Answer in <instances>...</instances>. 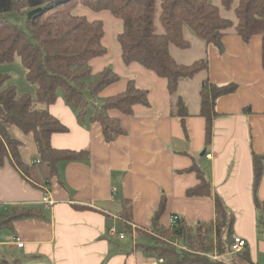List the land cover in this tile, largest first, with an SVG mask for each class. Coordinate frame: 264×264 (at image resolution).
I'll use <instances>...</instances> for the list:
<instances>
[{
	"label": "crops",
	"instance_id": "crops-1",
	"mask_svg": "<svg viewBox=\"0 0 264 264\" xmlns=\"http://www.w3.org/2000/svg\"><path fill=\"white\" fill-rule=\"evenodd\" d=\"M253 26L249 43L236 35L223 39L222 50L204 42L211 83L239 86L236 93L217 101L219 116L208 148L200 110L188 112L187 134L179 115L149 112L153 103L135 107L129 117L114 112L112 116L121 117L127 134L106 143L100 126L88 121L81 124L74 109L58 95L48 110L68 130L53 135L52 146L89 151L91 160L60 163L59 177L45 189L27 182L9 162L0 168V217L14 207L42 211L41 218L18 220L12 228L0 230V264H157L135 247L140 238L136 229L132 228L129 250L117 243L127 240L120 217L124 200L133 205L132 225L136 228H149L163 196L167 203L161 223L166 227H171L175 215L188 224L214 221L212 200L186 197L188 188L198 184L195 173H183L194 160L214 193L235 214V236L246 240L255 264H264V235H257L259 211L252 197L251 154H264V18H257ZM129 79L140 87L136 79L121 77L102 97L124 92ZM160 86L162 92L167 90L166 84ZM9 133L22 143L21 160L28 165L38 162L33 134L26 135L16 126ZM257 196L264 201V174ZM47 197L53 206H44ZM75 205L87 208L77 210ZM111 227L125 238H110ZM19 242L22 247L17 246Z\"/></svg>",
	"mask_w": 264,
	"mask_h": 264
},
{
	"label": "trees",
	"instance_id": "trees-1",
	"mask_svg": "<svg viewBox=\"0 0 264 264\" xmlns=\"http://www.w3.org/2000/svg\"><path fill=\"white\" fill-rule=\"evenodd\" d=\"M219 3L220 6L212 0H11L13 10L23 14L26 23L19 26L10 22L0 10V64L11 65L19 58L26 80L36 92L35 95L21 93L16 84H9L10 76L0 74V168L9 162L27 182L45 189L59 177L60 163L91 160L89 151L52 146V136L68 130L48 110L56 102L59 91L81 124L88 121L100 126L106 143L127 134L121 117L112 116L114 112L129 117L137 106L150 107L149 90L138 87L133 79L128 80L124 92L102 97L121 77L111 68L93 73L91 63L108 53L103 44L105 24L74 13L83 7L95 13H109L122 22L123 31L117 42L123 64L126 67L137 65L157 76L165 82L170 95L179 93L182 80H194L206 74L199 90V113L205 120L204 141L208 148L212 144L214 121L219 116L217 101L236 93L239 86L212 84L207 76V58L182 65L172 56L171 49L184 51L192 47L185 37V27L206 45H215L221 50L223 39L228 35H236L249 43L256 19L264 18V0H219ZM37 9L40 11L29 15ZM222 10L233 14L234 19L224 17ZM262 54L264 56V36ZM177 100L179 110L174 114L181 117L187 134V106L182 99ZM15 126L26 135L33 134L38 162L28 165L21 160L22 143L9 133ZM251 154L252 197L257 211H263L264 217V201L257 196L264 174V154L254 151ZM183 173H195L198 180L196 186L188 188L186 197L212 200L215 220L188 224L180 218L175 227H166L161 223L167 203L163 196L149 228H137L141 240L135 241V247L157 262L163 259L162 264H255L248 248L231 254L236 216L229 212L224 198L214 193L196 161ZM74 208L86 210L87 207L75 205ZM120 215L124 232L131 235L133 205L130 201L124 200ZM41 217V209L14 207L0 217V230L12 228L18 220Z\"/></svg>",
	"mask_w": 264,
	"mask_h": 264
},
{
	"label": "rangeland",
	"instance_id": "rangeland-1",
	"mask_svg": "<svg viewBox=\"0 0 264 264\" xmlns=\"http://www.w3.org/2000/svg\"><path fill=\"white\" fill-rule=\"evenodd\" d=\"M214 4L220 6L219 0H212ZM11 0H0V10L2 16L19 26H24L26 23V17L13 10L10 5ZM79 16H85L91 21L102 20L105 24L106 37L103 44L106 46L108 53L107 55L100 57L99 59L91 63L93 73H99L104 68H111L120 77L123 78H134L138 81L140 87H144L151 93V104L153 107L149 112L154 114H168L178 113L177 99H182L183 103L187 106V110L190 113H195L200 110L201 99H199V90L201 88V82L205 77L204 74H200L194 80H187L181 84L179 93L176 96L170 95L169 92L164 88L161 91L160 85H165V82L155 77L154 75L146 72L143 68L137 65L125 66L120 56V45H118L117 37L123 31V24L120 20L106 12H92L86 8H78L74 11ZM223 16L234 19L233 14H229L221 11ZM185 37L192 43V49L179 50L172 47V56L181 64H193L199 59L205 58V43L201 41L199 37L187 27H185ZM0 74H6L10 76L9 84H16L18 90L21 93H32L35 95V88L26 80V71L22 66L19 58L16 57L15 61L11 65L0 64ZM59 96H62V92H58ZM99 102V101H98ZM102 103L101 101L99 104ZM117 194L114 195V199ZM1 204V203H0ZM263 211L258 212L259 219L257 223V235L260 237L264 235V217H262ZM137 230V228H136ZM126 233V232H125ZM127 240L121 242L118 240V244H122L126 250H129L131 246V235L126 233ZM115 239V238H113ZM139 240H141L139 238ZM234 255V254H232ZM263 260H261L262 262ZM264 263V261L262 262Z\"/></svg>",
	"mask_w": 264,
	"mask_h": 264
},
{
	"label": "built area",
	"instance_id": "built-area-1",
	"mask_svg": "<svg viewBox=\"0 0 264 264\" xmlns=\"http://www.w3.org/2000/svg\"><path fill=\"white\" fill-rule=\"evenodd\" d=\"M208 158L211 159V155H207ZM117 193V189H114L113 190V195H115ZM44 203V206L45 207H51L53 206L54 203H52V201L47 197L46 199H44L43 201ZM180 220V217L178 215H175L171 218V227H175V225L177 224V222ZM132 228L133 229H136V227L134 225H132ZM109 236L111 238H120V239H124L125 238V234L120 232L119 230H117V228L115 227H111L109 229ZM234 243H233V246H232V252L231 254H236V253H239L241 251H243L246 247H247V242L246 240H243L242 238L240 237H237V236H234ZM18 242V240H17ZM18 247H22L23 246V243L19 242L17 244ZM163 263V259L158 261L157 264H162Z\"/></svg>",
	"mask_w": 264,
	"mask_h": 264
},
{
	"label": "water",
	"instance_id": "water-1",
	"mask_svg": "<svg viewBox=\"0 0 264 264\" xmlns=\"http://www.w3.org/2000/svg\"><path fill=\"white\" fill-rule=\"evenodd\" d=\"M39 11H40V9L32 10V11L29 12V15H33V14L39 12ZM202 155H203V154H202Z\"/></svg>",
	"mask_w": 264,
	"mask_h": 264
}]
</instances>
